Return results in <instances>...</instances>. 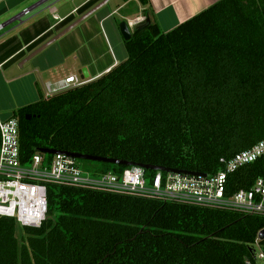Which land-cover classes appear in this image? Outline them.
<instances>
[{
	"label": "trees",
	"instance_id": "obj_1",
	"mask_svg": "<svg viewBox=\"0 0 264 264\" xmlns=\"http://www.w3.org/2000/svg\"><path fill=\"white\" fill-rule=\"evenodd\" d=\"M124 47L108 73L16 112L24 163L55 150L211 175L264 140V0H220L165 33L151 20ZM259 177L264 158L228 192ZM47 198L38 228L0 217V264H256L264 230L262 217L77 188Z\"/></svg>",
	"mask_w": 264,
	"mask_h": 264
},
{
	"label": "crops",
	"instance_id": "obj_2",
	"mask_svg": "<svg viewBox=\"0 0 264 264\" xmlns=\"http://www.w3.org/2000/svg\"><path fill=\"white\" fill-rule=\"evenodd\" d=\"M42 1L0 0V123L14 118L19 109L46 99L48 84L55 86L68 76L88 83L123 62L127 54L116 20L134 30L148 17L165 33L220 0H148L147 6L138 0H112L23 63L102 0H47L34 7ZM19 14V20L4 26Z\"/></svg>",
	"mask_w": 264,
	"mask_h": 264
},
{
	"label": "built area",
	"instance_id": "obj_3",
	"mask_svg": "<svg viewBox=\"0 0 264 264\" xmlns=\"http://www.w3.org/2000/svg\"><path fill=\"white\" fill-rule=\"evenodd\" d=\"M84 84L77 77L68 76L55 86L46 85V99ZM261 158L264 140L229 159H220V169L211 175L159 171L147 174L139 167H125L119 173L84 171L76 159L62 153H37L24 163L19 121L14 117L0 123V217L12 218L20 227H40L48 212L47 187L56 185L264 218V177L246 190L228 192L227 186L229 176ZM261 242L264 241L256 238L253 245L256 264H264Z\"/></svg>",
	"mask_w": 264,
	"mask_h": 264
},
{
	"label": "water",
	"instance_id": "obj_4",
	"mask_svg": "<svg viewBox=\"0 0 264 264\" xmlns=\"http://www.w3.org/2000/svg\"><path fill=\"white\" fill-rule=\"evenodd\" d=\"M112 0H102L99 2L97 5L86 11L84 14H82L79 18L74 20L72 23H70L68 26H66L64 29H62L60 32H58L55 36H53L50 40L45 42L43 45H41L39 48H37L35 51H33L31 54H29L24 60V62H27L28 60L32 59L36 55H38L40 52H42L44 49L55 43L57 40H59L61 37H63L65 34L70 32L72 29L77 27L79 24H81L83 21L88 19L90 16H92L94 13H96L98 10L106 6L109 2ZM47 2V0H43L42 2L36 4L34 7H39L42 4ZM48 8V7H47ZM21 14L16 16L15 18H12L9 20L4 26L9 25L13 21L19 20ZM150 24V20L147 17L144 20V23L136 26L134 30H140L145 27H147ZM119 33L123 39V41H129L131 38V33L132 30L129 28L127 22H120L118 25ZM80 74V73H79ZM31 116L27 115L25 117L26 120H30ZM39 153L41 154H46V155H52V154H57V153H62L65 156H68L72 159L76 160H85L89 162H96V163H104V164H109V165H116V166H123V167H139L147 171H159V172H165V173H180L184 175H201L197 173H191V172H184V171H179V170H172V169H167V168H162V167H155V166H149V165H140V164H135V163H130L126 161H120V160H114V159H108V158H101V157H93V156H87V155H81V154H75V153H66V152H59L55 150H39ZM257 238L260 241H264V230L259 232Z\"/></svg>",
	"mask_w": 264,
	"mask_h": 264
},
{
	"label": "rangeland",
	"instance_id": "obj_5",
	"mask_svg": "<svg viewBox=\"0 0 264 264\" xmlns=\"http://www.w3.org/2000/svg\"><path fill=\"white\" fill-rule=\"evenodd\" d=\"M114 2L120 1V0H113ZM118 25L120 23V20H116ZM77 75V74H76ZM77 164L81 169L84 171H98L101 168V165L96 162H89L85 160H77ZM256 252H258L257 249H255ZM257 264H263L261 261H258Z\"/></svg>",
	"mask_w": 264,
	"mask_h": 264
}]
</instances>
